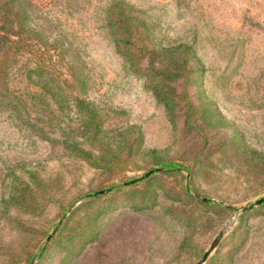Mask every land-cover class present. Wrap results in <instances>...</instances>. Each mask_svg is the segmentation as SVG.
Masks as SVG:
<instances>
[{
    "label": "rangeland",
    "instance_id": "rangeland-1",
    "mask_svg": "<svg viewBox=\"0 0 264 264\" xmlns=\"http://www.w3.org/2000/svg\"><path fill=\"white\" fill-rule=\"evenodd\" d=\"M26 1L31 25L70 50L86 83L82 96L114 125L141 128V154L124 175L139 176L157 160L192 168L189 180L186 171L158 172L130 194L77 210L66 232L73 236L32 264H197L219 232L202 264H264V206L243 210L264 197V164L255 160L264 154V0ZM115 2L134 17L148 51L189 47L182 76L170 82L173 122L115 47L107 19ZM30 66L28 56L19 58L0 82V264H24L60 213L121 181L70 153L67 144L82 141L79 123L27 80ZM142 193L153 202L140 205ZM93 212L97 238L71 254L74 233Z\"/></svg>",
    "mask_w": 264,
    "mask_h": 264
},
{
    "label": "trees",
    "instance_id": "trees-1",
    "mask_svg": "<svg viewBox=\"0 0 264 264\" xmlns=\"http://www.w3.org/2000/svg\"><path fill=\"white\" fill-rule=\"evenodd\" d=\"M121 3H113L107 15L108 27L115 47L134 73L147 78L149 88L153 91L156 100L163 104L168 118L173 122L175 102L170 82L182 76L181 70L189 60L187 56L189 47L182 43L159 51H148L138 38L134 17L120 5ZM30 17L28 1L0 0V82L7 80L9 69L19 58L28 56L32 66L24 69L27 80L49 96L60 110H72L79 123L78 134L82 141L71 140L67 144L70 153L94 168L120 177L121 181L103 186L86 195L81 206L72 210L68 209V216L65 215V211L60 213L59 223L53 233L47 236V239L26 259L24 264H32L35 259L40 260L47 253L51 243L69 235L66 232L71 220L74 217L76 221L79 220L75 216L77 210L94 203L101 197L130 194L135 187L143 186L158 172L174 174L186 171L189 174L186 178L189 180L192 170L191 166L175 160H157L141 175L126 177L124 172L133 162L132 159L141 154L139 151L143 147L141 128L134 124L114 125L109 121L108 113L83 97L82 94L86 92V83L81 76V69L74 64L70 50L60 45L58 39L50 40L33 27ZM147 57L148 65L142 67L141 62ZM190 58L196 67L201 66L200 59L194 53H191ZM72 86H75L76 93H72L73 91L68 93L66 87L72 88ZM184 98L187 100L185 95ZM192 108L187 101L186 121L188 123L191 122ZM84 144L88 147H84ZM155 152V150L151 151L153 155ZM257 156L256 162L263 165L264 154ZM184 192L190 196L188 186L184 187ZM141 197L140 205L153 202V198L149 195L142 193ZM201 201L205 204L211 202L210 199ZM259 206H264V202ZM97 214L98 212H93L87 217L86 229L74 233L75 237L71 239L73 242L71 254H76L86 243L97 238ZM69 236L71 238L73 235Z\"/></svg>",
    "mask_w": 264,
    "mask_h": 264
},
{
    "label": "water",
    "instance_id": "water-1",
    "mask_svg": "<svg viewBox=\"0 0 264 264\" xmlns=\"http://www.w3.org/2000/svg\"><path fill=\"white\" fill-rule=\"evenodd\" d=\"M147 175V174H146ZM264 202V197H261L259 199H257L256 201H254L253 203L249 204L248 206L244 207L243 210H247L252 208L253 206H257L260 203ZM222 236V232H219L214 239L212 240V242L210 243L209 247L206 249V251L203 253L202 257L200 260H198L197 264H202L206 258L208 257V255L210 254V252L215 248V246L217 245V243L219 242L220 238Z\"/></svg>",
    "mask_w": 264,
    "mask_h": 264
}]
</instances>
